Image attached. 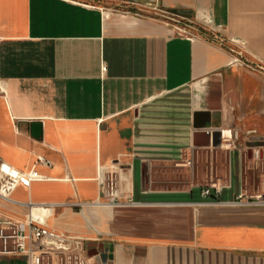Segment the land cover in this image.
Instances as JSON below:
<instances>
[{
    "label": "crops",
    "instance_id": "1",
    "mask_svg": "<svg viewBox=\"0 0 264 264\" xmlns=\"http://www.w3.org/2000/svg\"><path fill=\"white\" fill-rule=\"evenodd\" d=\"M110 5H160L264 63V0H0V164L46 178L0 198V218L24 221L29 203L61 205L47 226L112 244L110 264H264V208L201 195L221 179L231 187L219 202L236 201L248 189L249 154L194 145L224 129L264 137V76L231 65L228 50L205 37L180 39ZM189 159L193 178L204 168L201 183L154 188V165ZM113 177L117 203L106 205Z\"/></svg>",
    "mask_w": 264,
    "mask_h": 264
},
{
    "label": "built area",
    "instance_id": "2",
    "mask_svg": "<svg viewBox=\"0 0 264 264\" xmlns=\"http://www.w3.org/2000/svg\"><path fill=\"white\" fill-rule=\"evenodd\" d=\"M130 15L129 13H125ZM139 16V15H135ZM143 17V16H142ZM145 18V17H144ZM170 20V19H169ZM163 22L172 28L178 38L193 42L201 37L211 40L220 47L225 48L232 56L231 65L244 67L253 72L264 75V63L260 61L251 62L238 43L227 40L217 35L210 39L205 32L191 23L170 20ZM228 43V45H227ZM105 70V66H103ZM221 144L216 149L225 148L233 151L239 150L246 155L250 154L253 164L258 167L264 165V137L259 136L257 130L246 131L243 135L236 129H224L220 131ZM244 137V139H243ZM254 143L255 147H249ZM37 163L44 166H51V162L44 157L38 156ZM176 166L193 168L192 159L177 163ZM29 182L43 181L45 177L37 171L22 173L6 163L0 164V198L11 201L10 197L22 180ZM106 205L117 203V183L113 177L104 182ZM228 181L216 179L201 188V195L204 199H212L207 202L210 205H219L237 208H264V191L254 192L245 189L239 193L236 201L230 203L219 202L221 193L230 189ZM76 206H83L78 204ZM29 212L24 221H17L12 218H0V262L7 259L16 260L19 264H98L95 258L88 257L89 243H98L70 233L57 232L47 226V222L53 217L56 209L61 205H33L27 204Z\"/></svg>",
    "mask_w": 264,
    "mask_h": 264
},
{
    "label": "rangeland",
    "instance_id": "3",
    "mask_svg": "<svg viewBox=\"0 0 264 264\" xmlns=\"http://www.w3.org/2000/svg\"><path fill=\"white\" fill-rule=\"evenodd\" d=\"M107 8L116 11L118 10L120 12H123V14L129 13L130 15H133L134 17L137 18L145 17L147 19L157 20L161 22H171L170 20L181 21L180 15L172 11H169L160 5L141 7L138 9H131V8L124 9V7L121 6L115 7V5H110ZM136 14L139 16H135ZM182 22L183 21H181V23ZM200 30L201 32H204L202 31V29ZM253 73H257V72H253ZM192 169L193 168H189V167L186 168L179 167L176 166L175 164L154 165V167L152 168V172H150V175L152 174L153 177V186L156 189H171V190H179V191L191 189L192 186L198 185L199 182L201 183L202 171L204 168L201 165L200 168L198 169L200 171V176L196 175L197 177L195 176L194 178H193ZM195 170L197 171V168ZM262 175H264V165L259 164V166L256 167L254 164H251V166L246 169V174H245L247 181L246 187L250 191L263 192L264 177H262ZM0 264H5V263L0 262Z\"/></svg>",
    "mask_w": 264,
    "mask_h": 264
},
{
    "label": "water",
    "instance_id": "4",
    "mask_svg": "<svg viewBox=\"0 0 264 264\" xmlns=\"http://www.w3.org/2000/svg\"><path fill=\"white\" fill-rule=\"evenodd\" d=\"M209 122V121H207ZM207 123L199 121L197 118L195 120V128L197 129H204L206 127ZM31 132L32 136L36 139H40L42 135V125L40 123H33L31 125ZM200 136V134L198 135ZM195 136V139L196 137ZM209 141L206 145H198L196 143V140L194 141L195 146H210L212 144L213 147H219L221 144V134L216 133L212 136V143H210V137H208ZM256 145L254 143H250L249 147H255ZM251 152H249L250 156ZM143 180L148 185L149 182V174H148V167H145L143 170ZM88 247V257L89 258H95L98 264H110V262L113 259V250L114 246L112 244H104V243H89L87 245Z\"/></svg>",
    "mask_w": 264,
    "mask_h": 264
}]
</instances>
